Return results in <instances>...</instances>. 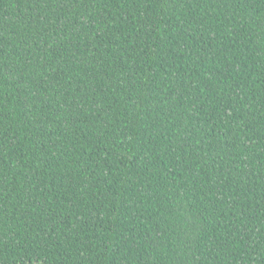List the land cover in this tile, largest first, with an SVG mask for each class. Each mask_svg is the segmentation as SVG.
<instances>
[{
	"label": "trees",
	"instance_id": "obj_1",
	"mask_svg": "<svg viewBox=\"0 0 264 264\" xmlns=\"http://www.w3.org/2000/svg\"><path fill=\"white\" fill-rule=\"evenodd\" d=\"M0 264H264V0H0Z\"/></svg>",
	"mask_w": 264,
	"mask_h": 264
}]
</instances>
